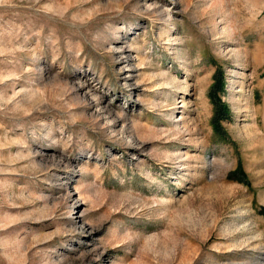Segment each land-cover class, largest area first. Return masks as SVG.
I'll return each instance as SVG.
<instances>
[{
    "label": "rangeland",
    "instance_id": "rangeland-1",
    "mask_svg": "<svg viewBox=\"0 0 264 264\" xmlns=\"http://www.w3.org/2000/svg\"><path fill=\"white\" fill-rule=\"evenodd\" d=\"M262 207L264 0H0V264H264Z\"/></svg>",
    "mask_w": 264,
    "mask_h": 264
},
{
    "label": "trees",
    "instance_id": "trees-1",
    "mask_svg": "<svg viewBox=\"0 0 264 264\" xmlns=\"http://www.w3.org/2000/svg\"><path fill=\"white\" fill-rule=\"evenodd\" d=\"M213 98H212V101H215V97L214 96H212ZM214 106H215V108H214V116H213V118H214V124L216 123V124H218V120L220 119H218V117H220V115H222V114H225L226 112H224L223 110H221V104H219V101H215V104H214ZM238 172H240V175L242 176V177H245V174H244V172H242V171H240V170H236L235 172H233L231 175H230V178L231 179H233V175H235L236 173L238 174ZM260 212H261V214L263 215V217H264V207H262V208H260Z\"/></svg>",
    "mask_w": 264,
    "mask_h": 264
},
{
    "label": "bare ground",
    "instance_id": "bare-ground-1",
    "mask_svg": "<svg viewBox=\"0 0 264 264\" xmlns=\"http://www.w3.org/2000/svg\"><path fill=\"white\" fill-rule=\"evenodd\" d=\"M186 105V104H185ZM183 126L186 124V121L182 122ZM186 129V130H185ZM184 130L187 131V126L185 125Z\"/></svg>",
    "mask_w": 264,
    "mask_h": 264
}]
</instances>
